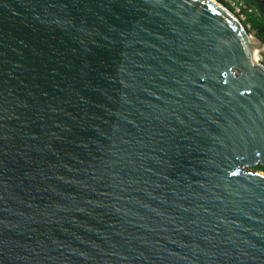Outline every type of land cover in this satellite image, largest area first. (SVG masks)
<instances>
[{
    "label": "water",
    "instance_id": "obj_1",
    "mask_svg": "<svg viewBox=\"0 0 264 264\" xmlns=\"http://www.w3.org/2000/svg\"><path fill=\"white\" fill-rule=\"evenodd\" d=\"M255 49L215 0H0V264H264Z\"/></svg>",
    "mask_w": 264,
    "mask_h": 264
},
{
    "label": "built area",
    "instance_id": "obj_2",
    "mask_svg": "<svg viewBox=\"0 0 264 264\" xmlns=\"http://www.w3.org/2000/svg\"><path fill=\"white\" fill-rule=\"evenodd\" d=\"M229 12H231L239 22L251 32L252 26L248 21V16L254 14L255 12L243 1V0H215ZM256 62L264 67V58L259 54Z\"/></svg>",
    "mask_w": 264,
    "mask_h": 264
},
{
    "label": "trees",
    "instance_id": "obj_3",
    "mask_svg": "<svg viewBox=\"0 0 264 264\" xmlns=\"http://www.w3.org/2000/svg\"><path fill=\"white\" fill-rule=\"evenodd\" d=\"M255 13L248 16L253 30L258 31V37L264 42V0H243ZM256 171L264 173V166H258Z\"/></svg>",
    "mask_w": 264,
    "mask_h": 264
},
{
    "label": "bare ground",
    "instance_id": "obj_4",
    "mask_svg": "<svg viewBox=\"0 0 264 264\" xmlns=\"http://www.w3.org/2000/svg\"><path fill=\"white\" fill-rule=\"evenodd\" d=\"M254 55H255V59H258V57H259V51H258V49H255ZM260 175H264V174L263 173H260Z\"/></svg>",
    "mask_w": 264,
    "mask_h": 264
}]
</instances>
